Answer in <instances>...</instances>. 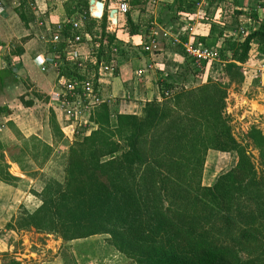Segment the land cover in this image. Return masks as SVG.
<instances>
[{
  "label": "trees",
  "instance_id": "1",
  "mask_svg": "<svg viewBox=\"0 0 264 264\" xmlns=\"http://www.w3.org/2000/svg\"><path fill=\"white\" fill-rule=\"evenodd\" d=\"M200 1L161 3L155 22L177 23L181 31L184 24L178 23L176 13H191ZM108 2L104 1L102 15L95 19L89 16L88 0H65L66 19L59 26L63 38L78 34L81 43L93 42L88 48L95 51L97 59L106 61L113 58L111 46L118 49L119 56L123 54L115 34L105 31ZM125 2L128 8L120 30L128 36L146 33L151 17L133 20L131 12L143 10L148 0ZM22 5L16 13L25 26L29 20L26 5ZM79 14L83 19L74 30L71 20ZM251 16L256 19L255 14ZM94 27L98 28L92 31ZM249 28L240 31L241 39L228 40L215 23L209 22L208 33L193 35L190 42L215 48L227 82L239 83L243 80L241 64L252 44L264 57V20ZM172 34L178 39L172 47L182 57L179 67H198L181 46L187 36L177 30ZM168 41L172 42L171 37ZM50 46L48 43L47 50ZM63 46L61 42L55 50L58 55L54 58L61 60L58 73L79 78ZM172 77L171 73L158 77L161 100L145 101L138 114L118 113L106 103L100 104L91 117L96 127L68 145L60 181L43 171H24V167H31L21 165L22 156L42 168L52 149L34 135L25 138L8 123L23 143L9 146L6 156L23 173L38 175L42 186L38 192L32 191L39 204L31 211L19 205V212L3 228L33 229L63 241L106 234L110 245L135 264H263L264 170L255 169L244 145L230 133L228 116L223 113L228 84L208 79L185 89L175 87ZM3 111L6 107L0 106V113ZM48 126L56 143L63 134L52 114ZM244 137L257 149L259 163L264 166L263 133L250 126ZM29 141L32 144H26ZM208 149L235 158L210 185H203L201 173ZM8 168L0 161V181L12 185L18 178Z\"/></svg>",
  "mask_w": 264,
  "mask_h": 264
},
{
  "label": "crops",
  "instance_id": "2",
  "mask_svg": "<svg viewBox=\"0 0 264 264\" xmlns=\"http://www.w3.org/2000/svg\"><path fill=\"white\" fill-rule=\"evenodd\" d=\"M107 1H109L107 4L108 10L113 7V3H111L110 0ZM64 2L65 0H0V106L6 107V111L0 113V131L6 130L8 136L11 138L14 134L8 123H12L11 125L25 138L31 135L36 136L41 142L49 145L52 152L55 143L52 142V134L48 126V120L50 114L54 116L55 120L57 119V113L53 111L49 101V94L54 90L55 72L54 70L52 71L51 67H47L44 71H41L40 67L46 65L45 59L46 56L48 57V37L53 32L52 28L54 26H60L66 19L63 5ZM170 2L171 0H160V4ZM205 2L206 1L201 0L197 4V8L191 13H176L178 23L184 24L181 25V31L176 27L178 26L177 23H170V25L163 23L162 25H159L155 22V19L158 16V11L156 14L149 12L147 18L151 17L152 21H150V23H152L154 28L156 30L166 31L168 35L163 38L157 36L160 43V51L154 58L156 66L160 69L155 68L154 70H144L142 78L136 77L134 75V70L141 67L143 68L144 64L152 57H149L146 52L141 50V42L146 33L135 34L132 36L123 33L120 28L124 26V16L116 15L115 22L109 20L106 21L105 31L109 33L113 32L116 39L121 43L123 49V54L114 59V62H116L117 65L115 75L103 86V92L112 95V98L106 103L110 109H115L118 113L138 114L145 101L152 98H159V87L157 85L158 77L162 74L172 72V67L175 68V65L169 64V62L164 59L165 56L167 59L170 58L174 62L180 60L182 62L181 55L175 51L174 47H172L176 45V43H173V41L169 42L168 39H170V37L172 40L175 38L172 31L174 32L177 30L181 35L185 34L187 40L181 44L182 48H184L183 43L191 41V36L206 35L209 26L200 20H202V16H204L202 13H204L209 6H205L202 13L199 11L201 10L199 9L200 4ZM21 3L26 5L24 6L26 8L25 15L26 19L29 20L25 26L19 20L16 13L17 10H21ZM144 10L145 9L131 12L132 19L144 21ZM198 18H200V20ZM211 20L209 21L210 23ZM217 22L219 23V21L214 20L212 23ZM97 28L98 27H94L92 31ZM90 44L91 41H82L78 51L83 52L88 49ZM128 49L129 51H127ZM261 58L263 59L264 57ZM31 89H34L37 93L29 94V90ZM7 91L10 93H14V91L17 92V103L14 101L15 96L11 97V95L7 94ZM36 102H39V105H41L42 108L44 107L48 114L45 125H47L49 130L46 126H44L43 129V127H40L37 122L33 126V132L25 133L23 128L27 125L21 117L39 106ZM40 128L43 129V137L35 133ZM0 145L2 146V150H0V161L9 165L8 172L18 178L17 183H22V185L28 183L27 186L29 187V184L37 179V175L30 176L29 174L20 171L17 165L10 162L6 156L1 139ZM51 155L47 163L51 162ZM14 168L17 172L13 171ZM32 170H38L39 172L43 171V169L38 168L35 163ZM0 191H3L2 203L5 204V206H10V204H12L11 206H13V204L16 205V202H18V204H24L25 206L26 196L29 195L35 197L32 190L26 192L24 186L17 188L16 186L1 181ZM33 191L38 192L39 189ZM16 192L21 193V195H19L20 199L11 200V195ZM11 208L12 212L10 214L4 212V217L0 219L3 225L14 216V208ZM6 232H8V235L10 232L14 233V230H7ZM2 243L4 242L0 241V245H2ZM9 245V243H6V247Z\"/></svg>",
  "mask_w": 264,
  "mask_h": 264
},
{
  "label": "rangeland",
  "instance_id": "3",
  "mask_svg": "<svg viewBox=\"0 0 264 264\" xmlns=\"http://www.w3.org/2000/svg\"><path fill=\"white\" fill-rule=\"evenodd\" d=\"M100 1L103 2L105 0ZM110 2L113 3L114 0H110ZM160 6V0H149L144 8V20L147 19L149 12L156 14ZM205 6H209L204 12L206 14L202 16V20H200V18L198 19L208 24V26L211 19H213L211 22L214 20L219 21V23H215L216 27L225 33V38L228 40L241 39L243 34L240 33L239 25H244L245 28L250 25L249 29L251 30L256 27L261 20H264V0H213V3L208 5L206 2L200 4V13L205 9ZM237 10L242 11V14H235ZM252 14L256 15V19L251 16ZM91 43L90 45L94 44L93 42ZM255 48L256 46L252 44L245 63L241 64L243 80L239 83L235 81L227 82L228 78L223 74L221 69L222 59L219 57L216 60L206 62L204 65H201L199 62L197 63L198 67L187 69L181 66L179 67L181 60L174 62L170 58L167 59L166 56L164 59L168 61L169 64L175 65V68L172 67L173 71L168 73L173 75V85L177 88L182 87L186 89L194 87L208 79L228 84V86H226L223 113L228 116L230 133L236 141L244 145L245 151L249 155L250 161L255 166V169L258 170L261 168L264 170V166H261L259 163L257 149L252 146L249 139L244 137V133L250 126L259 128L264 135V58L262 59L261 56L256 53ZM84 51H87V49ZM127 51H129V49ZM195 69H198V72L195 71V73ZM7 92L11 97L15 96L14 101L17 103V92ZM29 92L27 93L32 94L36 91L31 89ZM157 100H161V97L159 96ZM36 103L39 105V102ZM47 115L46 110L44 107L42 108L41 105L29 111L26 115H22L21 119L23 118V121L27 125L23 128L24 132H33V126L37 122L40 127L44 129V126H46L49 130L47 125H45ZM59 123L61 130L65 131L67 134L65 132L62 133L66 136L60 137L55 143L51 155V162L46 163L42 167V173L47 177H53L60 181L63 175L62 168L64 166L68 145L78 137H71L69 135L70 133L67 131L66 125H64L62 120H60ZM43 129L40 128L35 133L43 137ZM0 139L2 145H4L3 150H6L9 146H20L23 143V141L17 139L14 135L10 138L6 130L0 131ZM26 144L32 143L29 141ZM232 158L233 156L227 152L220 153L219 151L208 149L202 166L201 183L203 185H210L218 173L230 167ZM21 159V165L26 164L31 167L29 169L24 167V171L30 172L36 162L25 156H22ZM13 171L17 172L15 168ZM17 182L18 181H15L12 185L17 188L24 186L26 192L38 190L42 186V182L39 180L38 175L37 179L29 184V187L27 186L28 183L22 185V183ZM2 193L3 191H0V219L4 217V212L7 214L12 212L11 207L14 208V215H16L17 212H19V205L23 206L27 211H31L39 204L37 197L28 195L26 196L25 206L21 203L18 204V202H16V205L13 204V206H11L12 204H10V206H5V204L2 203ZM19 195H21V193L18 192L12 194L11 200L20 199ZM6 231L7 230L3 228V224L0 221V241L4 242L0 245V264H135L131 259L124 256L110 245L106 234H94L85 238L63 241L56 235L36 232L33 229L14 231V233L10 232L8 235ZM6 243L10 245L6 247Z\"/></svg>",
  "mask_w": 264,
  "mask_h": 264
},
{
  "label": "built area",
  "instance_id": "4",
  "mask_svg": "<svg viewBox=\"0 0 264 264\" xmlns=\"http://www.w3.org/2000/svg\"><path fill=\"white\" fill-rule=\"evenodd\" d=\"M112 8L116 9V15L123 16L128 7L125 0H114ZM82 19V14H79L77 18L71 20V27L74 30L79 29ZM106 19L110 21L108 17ZM239 30L241 32L246 31V28L244 25L239 26ZM167 35L166 31L156 30L151 23L141 42V50L146 52L149 57H152L144 64L143 68L134 70L136 77L142 78L144 70L160 69L156 66L154 58L160 51V43L157 36L163 38ZM172 41L173 43H178L176 37ZM61 42L64 43L62 51L68 62L74 66L79 78L74 75L71 78L59 75L61 60L54 57L58 55L55 50L58 49V44ZM48 43L51 46L50 50H47L46 65H42L40 70L44 71L47 67H51L52 71L54 70L55 72L54 90L49 94V101L53 111L57 113V123L60 126L59 121L62 120L71 137L86 135L96 127L91 120L95 109L100 104L108 103L110 98H112L111 94L103 92V86L112 79L117 71L114 59L118 56V49L111 46L110 55H113V58L109 61L102 58L97 59L92 48H88L87 51L81 53V51H78L81 45L80 36L74 34L71 38H63L59 33V26H56L49 35ZM183 47L185 53L192 57L195 63L201 61L209 62L218 58L215 48L206 47L200 43L192 44L187 41L183 43ZM167 94V91H165L164 95ZM64 132L62 131V133Z\"/></svg>",
  "mask_w": 264,
  "mask_h": 264
},
{
  "label": "water",
  "instance_id": "5",
  "mask_svg": "<svg viewBox=\"0 0 264 264\" xmlns=\"http://www.w3.org/2000/svg\"><path fill=\"white\" fill-rule=\"evenodd\" d=\"M104 3L100 0H88V13L89 16L97 19L100 18L103 12ZM107 17L110 21H116V9L111 8L107 10Z\"/></svg>",
  "mask_w": 264,
  "mask_h": 264
}]
</instances>
